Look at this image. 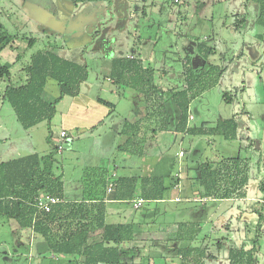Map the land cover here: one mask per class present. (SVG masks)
<instances>
[{
	"label": "rangeland",
	"instance_id": "obj_1",
	"mask_svg": "<svg viewBox=\"0 0 264 264\" xmlns=\"http://www.w3.org/2000/svg\"><path fill=\"white\" fill-rule=\"evenodd\" d=\"M46 1L0 0V22L10 33L17 34L12 44L0 46V61L13 63L11 82L20 84L25 78L22 68L29 62L30 55L48 48L54 42L61 55L87 65L88 78L81 87L91 102L89 104L87 98L77 100L74 96L65 95L58 103L57 111L50 122L49 143L46 138V121L29 130L22 127L9 102L2 98L8 81L1 79L0 161L32 152L41 155L48 153L61 140L59 133L65 128L68 136L62 142L63 149L55 155V172L63 175L65 196L75 198L96 194L108 176V181H112L121 175L149 174L148 167L157 157L160 159L164 156V160L171 164L169 169L173 172L169 175L159 173L165 175L164 184L171 187L166 190L164 199L157 202L145 201L138 208H135L132 201H118L113 205L118 206L117 211L120 209L121 213L114 209L116 216L112 215V219L109 217V222L138 220L144 224L143 232L129 243L140 250L137 259L139 263L180 264V259L172 257L171 254L168 259L147 260L146 255L152 249V238L165 237V226L168 222L202 218V210L197 215L195 212L206 203L204 208L207 212L203 221L206 220V223L200 238L206 239L205 245L212 253L218 255L221 252L220 257H226L228 246L224 242L223 245L219 243L217 240L220 238L213 236L214 238L209 239L214 235L211 221L219 216L221 210H214L215 205L210 200L195 201L198 195L190 191L192 184L185 178V171L180 173L182 186L179 184L173 188L171 184L179 181L174 175L179 170V165L187 164L191 168L197 161L240 155L246 157L249 163L252 177V184L249 186L251 205L255 206V199L264 196L259 190V183L264 180V42L256 36L264 33V26L255 22L257 18L252 13L255 11L253 7H249L251 4H248L251 14L247 16L246 25L240 24L238 30H233L231 25L237 14L244 12L245 0H87L84 3L82 0H75L76 8L75 5L71 6V1L63 3L61 0H49L53 5L54 1L62 12H65L66 7L75 8L64 18L69 19L67 27L59 26L51 30L40 20L31 17L34 16L33 8ZM127 3L129 7L126 10ZM142 6L145 7L144 14L141 11ZM73 23L78 24L73 29L74 32L69 27ZM32 37L36 40L30 47L27 43ZM155 41L157 44L154 46ZM197 43L215 47L216 53L209 57V61L220 65V68L223 65L227 67L224 70L219 69L222 71L220 75L215 71L203 75V86H206L200 87L197 95L190 101L189 125L200 126L205 123L206 126H213L218 118L236 114L241 130L232 139L219 134L191 135L173 132L172 129L166 132L156 130V135L153 136L152 129L159 127L158 120L154 115L143 119L146 117L143 100H136L139 105L135 109L132 107L135 91L126 86L119 87L108 79L110 60L113 56L129 52L128 57H139L149 67L153 65L157 69H166L167 75L163 78L157 70L153 75L154 83L167 91V82L179 84L183 75L181 71L186 69L180 56L188 53L193 57L194 65L199 62V53L195 51ZM219 57L224 60L220 61ZM201 58L203 59L202 56ZM115 90L120 95V100L115 104L114 110L107 111L106 106L96 101L97 97L107 96ZM175 90L177 89L172 92ZM223 92L231 96V102L222 98ZM58 95L56 82L49 80L43 97L51 100ZM153 96L143 102L148 112L156 105ZM81 107V112L88 113L86 117L77 113ZM171 107L174 108V105ZM138 110H143L141 115ZM143 113L145 116H142ZM103 115V122L98 124L96 130L92 129ZM138 117L143 119L139 132L127 126L122 129L121 126L126 120L137 122ZM76 122L81 126H76ZM122 130L132 138V134L138 133L139 139L126 144L131 145L132 149L135 148V152L127 153L118 149L121 135L119 132ZM180 150L184 151V155H178ZM114 168L117 173H107ZM127 170L133 173H127ZM239 205L242 206L243 201L237 199L232 202L224 201L221 206L225 210L227 207L236 208ZM229 217L231 216L225 213L218 219L224 222ZM17 224L14 219L6 221L0 217V264H66L65 259H60L48 249L41 253V247L37 244L41 236L36 233L31 235L30 230ZM242 229L243 227L240 233H243ZM216 233L226 234L220 227ZM256 233L257 228L251 221L250 236L254 237ZM257 238L259 247L255 257L257 264H264V233ZM201 241L203 240L199 242Z\"/></svg>",
	"mask_w": 264,
	"mask_h": 264
},
{
	"label": "trees",
	"instance_id": "obj_2",
	"mask_svg": "<svg viewBox=\"0 0 264 264\" xmlns=\"http://www.w3.org/2000/svg\"><path fill=\"white\" fill-rule=\"evenodd\" d=\"M245 2L244 12L237 14L231 28L238 30L240 24L246 25L247 16L251 14L248 8L251 6L255 10L252 12L257 18L255 22L264 26V0H245ZM248 4L251 5L248 7ZM263 35L264 33L261 32L256 36L264 42ZM16 37L17 34L10 33L0 22L1 47L12 44ZM35 40L33 37L29 38L27 45L31 47ZM156 44L157 41L154 46ZM56 48L50 45L30 55L29 62L22 68L25 78L20 84L11 82L13 63L0 61V80L8 81L2 98L9 102L17 120L25 130L46 121L48 125L46 138L49 143H51L49 125L57 111L58 103L65 95L72 97L78 95L81 84L88 78L86 64L66 58ZM195 51L199 53L197 54L200 57L199 62L194 65L193 57L188 53L180 56V61L185 64L186 69L181 71L183 75L179 84L167 82L169 85L167 91L154 83L153 75L157 70L163 78L167 75L166 69L149 67L142 59L133 55L113 56L110 60L109 78L114 84L136 89L147 99L154 94L155 108L147 111L146 117L143 118L149 115L156 117L159 127L152 129L154 132L172 129L173 132L179 131L191 135L219 134L225 138H235L240 132L236 114L229 118H218L213 126H206L205 123L200 126H190L188 123L190 101L203 86V75L214 71L220 75L222 71L219 69L224 70L227 67L221 65L220 68V65L209 61V57H213L216 53L215 47L197 43ZM219 59L224 60L222 57ZM49 80H54L59 88V95L51 100L43 97ZM205 86L206 84L203 87ZM173 89L177 90L172 92ZM222 98L226 102L232 101L231 96L226 92H223ZM97 101L113 107L112 103L104 99L98 98ZM173 105L174 108L171 107ZM143 119H137L134 123L136 126L127 122V127L137 132L141 129ZM131 138L132 136H129L128 139ZM56 153L54 145L46 154L32 152L0 161V217L6 221L14 219L20 227L31 228L41 234L49 252L65 259L66 264H141L137 261L140 250L129 243L143 232L144 224L138 220L107 222L104 200L107 198L131 201L135 198H143L147 202H157L164 199L166 190L171 187L164 184L165 175L159 173L169 175L171 164L169 165L164 160L165 157L161 156L158 174L155 170L156 172L141 176H119L113 179L114 189L111 192H107L109 178H106L96 194L70 199L65 196L62 173L55 172ZM171 162L173 164V159ZM179 166V172H186L185 178L191 181V187L197 192L198 198L195 201L210 197L244 198L247 194V185L251 176L246 157L239 155L224 157L216 163L205 160L197 165L193 173H189L191 169L187 164ZM171 186H174L173 182ZM259 189L264 193V180L259 183ZM41 193L56 196L60 201L52 206L51 211L39 210L35 205V199ZM255 210L258 218L254 224L258 231L264 220V201ZM249 225H246L249 227L246 232L251 227V224ZM165 227V237L152 238V249L146 255L147 260L150 258L164 260L171 254L172 257L180 259V264H205L207 258H216L213 255L215 253L203 244L205 238H200L203 229L198 221L174 220L168 222ZM257 236L259 237V232L250 239L244 234L239 247L228 248L227 264H257L255 257L259 247ZM200 240L203 241L199 242Z\"/></svg>",
	"mask_w": 264,
	"mask_h": 264
},
{
	"label": "crops",
	"instance_id": "obj_3",
	"mask_svg": "<svg viewBox=\"0 0 264 264\" xmlns=\"http://www.w3.org/2000/svg\"><path fill=\"white\" fill-rule=\"evenodd\" d=\"M34 9V10H33ZM32 10V12L34 13V16H31L32 18H34V20H40V22L41 23H43V24H45V25H47L48 26V28L49 29H56V28H58L59 26H60V20H63L64 18H65V16H67L66 14H61L60 16H58V17H56V16H50L51 14H50V12H47V11H45V10H43L42 8H38V7H34ZM38 13V15L40 16H38V15H36ZM39 17V18H38ZM54 46L56 45L54 42L52 43ZM51 44V45H52ZM129 52H126V53H124V55H127ZM64 55V54H63ZM65 56V55H64ZM151 67H154L153 65L151 66ZM111 82H112V79H110V78H108ZM84 83V82H83ZM82 83V84H83ZM114 83V82H113ZM81 84V85H82ZM117 86H119V85H117ZM120 87V86H119ZM128 88H131V87H128ZM133 91H135V93H133L134 95H133V106L132 107H135V109H136V107L139 105V103L138 102H136V100H143V102L147 99V98H145L144 97V95L143 94H141L140 92H138V91H136V89H134V88H131ZM104 91V90H103ZM104 93H107L106 91H104ZM75 97V99H80V98H87V100H88V103L89 102H91L90 101V98L87 96V94L84 92V91H82V87L80 86V92H79V94L78 95H76V96H74ZM154 97V96H153ZM97 98H101V99H104L105 101H108V102H110V103H112L113 104V107L111 108V107H109V106H106V105H104V106H106V109H107V111H110L111 109L112 110H114L115 109V104L117 103V102H119V100H120V95L118 94L117 95V90H115V91H111L110 92V94H107V96H98ZM96 98V99H97ZM85 100V99H84ZM86 101V100H85ZM97 101V100H96ZM87 102V101H86ZM142 102V104H143V110H144V113H146L147 111H146V109L145 108H147L146 107V105H144L145 103H143ZM90 104V103H89ZM77 110V109H76ZM81 110H82V107L81 108H79V110H77V113L78 114H80V113H82L83 114V116L82 117H86L87 115H88V113H83V112H81ZM143 110H138V114H140L141 115V113H142V111ZM106 111V112H107ZM106 112L104 113V115L106 114ZM143 113V115L142 116H145V114ZM89 114H91V112L89 113ZM104 115L101 117V118H99L97 121V123H96V125L94 126V128H92V129H94V130H96V128H97V126H98V124H101L102 122H103V119L105 118L104 117ZM234 115V114H233ZM232 116V115H231ZM230 116V117H231ZM141 117H138L137 119H140ZM221 118H224V117H221ZM226 118H229V117H226ZM136 119V120H137ZM130 123V124H134L135 123V121H132V122H129V121H125V123H123L122 124V129H123V126H127V124L128 123ZM75 125L77 126V125H80L81 126V124H79V123H75ZM135 126H136V124H134ZM75 126V127H76ZM91 127L93 126V124L92 125H90ZM89 126V127H90ZM124 127V128H125ZM109 128V127H108ZM63 129H65V128H63ZM120 130H121V128H119ZM112 130H114V127H113V129ZM239 130H241V128L239 129ZM140 131V130H139ZM138 131V132H139ZM163 132H166V131H163ZM68 133V132H67ZM119 133H121V135H120V138H119V140H120V144H118V149H120V150H122V151H124L125 150V152H135V150L134 149H132V148H130V146H128V145H126L127 143H129V142H131V141H135V140H137V139H139V135H138V133H136V134H134L133 136L135 137H133V138H131V139H128L129 138V134L127 133V132H123V130H122V132L120 131ZM156 131L155 132H153V136H155L156 134ZM137 152H140V151H137ZM176 155V154H175ZM240 156V155H239ZM230 157H232V156H230ZM222 158H224V157H221V158H215V159H212V161H214V162H218L219 160H221ZM159 157H157V159L155 160V162L152 164V165H150L148 168V172L147 173H152V172H154L155 170H157V172L159 171V169H160V162H159ZM208 161L210 160V159H207ZM201 162H203V161H201ZM201 162H199V161H197L196 162V165H191V170H189V173H193L194 172V170H195V168L197 167V165H199V163H201ZM194 166V167H193ZM114 167H116V166H114ZM128 166L125 164V168H127ZM189 167V166H188ZM109 172H107V173H117L116 172V170H115V168L114 169H110V170H108ZM180 170H178L177 172L179 173V175L177 176V177H181L182 176V174H180L181 172H179ZM177 172H174V173H177ZM127 173H133V172H129V170H127ZM171 173H173V172H171ZM186 173V172H185ZM188 173V172H187ZM175 175V174H174ZM122 176V175H121ZM124 176H136V175H124ZM139 176H141V175H139ZM250 176H251V173H250ZM110 176H108L107 178H109ZM251 178L252 177H250V180H249V182H248V185H247V194H246V196L244 197V198H235V197H230V198H222V199H219V198H214V197H210V198H207V199H203V200H210L211 202H213V204L215 205V208H214V210L216 209V210H221V212H220V214H219V216L218 217H220V215H222V214H225V213H227V214H229V216H231V217H229L226 221H224L223 222V220H221L220 218L218 219V217L215 219V220H213V221H211V224H212V229L213 230H211V231H213L214 232V235H212V236H210L209 237V239H211L213 236L215 237V238H220V240H217V241H219V243H221L222 245H223V242H224V244H226V246H228V248H230V247H239L240 245H241V241H242V237H244V234H247V238H252L251 236H250V233H251V227H250V229L248 230V232H246V230H247V228H249V227H246V225H248V226H250L249 224H251V221L253 222V225H254V227H255V225L256 224H254L255 222H256V220H257V218H258V214L256 213V208H258V206H259V204L261 203V202H263L264 201V196H262V197H259V198H257V199H255L256 200V202H257V204L255 205V206H252L251 205V195H249V186L252 184V182H251ZM189 181V180H188ZM176 184H181V186H182V180L181 179H179V181L177 182V183H174V186H173V188H176V187H178L179 185H177L176 186ZM191 189H190V191L191 192H195V193H197L196 191H194V188H192V187H190ZM196 189V188H195ZM251 190V189H250ZM260 190V189H259ZM261 191V190H260ZM263 193V192H262ZM189 197V196H188ZM67 198V197H66ZM75 198H80V197H75ZM70 199H73V198H70ZM242 200L243 201V205L242 206H236V208H234L233 206H230V207H227V209H222L223 207L221 206L222 205V203L224 202V201H228V202H232V201H236V200ZM175 200H177V197L175 198ZM118 201H120V200H109V199H105L104 200V203H105V218H106V221L107 222H109V217L111 218L112 217V215H115L114 214V209H115V211L116 212H118L117 211V208H119L118 206L117 207H114L115 205H113L114 203H117ZM205 205H206V203H204ZM204 204L202 205V209H199V211H197V212H195V214L197 215V213H199L201 210V215H202V218H199V219H194L195 221H198L199 222V225H200V227H201V229H203V227H204V224L206 223V220H205V222H203L204 221V219H205V217H204V215H205V213L207 212L206 211V209L204 208ZM114 207V208H113ZM226 211V212H225ZM119 214L121 213V211H120V209H119V212H118ZM116 216V215H115ZM204 217V218H203ZM112 219V218H111ZM11 220H13V219H11ZM10 221V220H9ZM124 221V220H123ZM117 222H120V221H117ZM18 226H19V224H17ZM219 227L226 233L225 235H218V233H216V231L219 229ZM243 227V233H240L239 231L241 230V228ZM22 228V227H21ZM25 229H27V230H30V234L32 235V233H36V234H39V233H37V232H34L31 228H25ZM26 231V230H25ZM257 232H259V234H262V233H264V220L261 222V225H260V228H259V230L257 231ZM41 237H40V239H38L37 240V244L41 247V253L42 252H44L45 250L47 251V245H46V242H45V239H44V237L41 235V234H39ZM213 237V238H214ZM224 237H226V238H224ZM32 239V238H31ZM33 240V239H32ZM206 240V239H205ZM35 241V240H34ZM210 241H212V240H210ZM216 241V242H217ZM208 241H206V243H207ZM204 244H205V241L203 242ZM232 244V245H231ZM224 249V248H223ZM258 250V249H257ZM221 253V252H220ZM220 253H218V255H216V254H213V255H215L214 257H216L215 259H212V258H207L206 259V264H211V263H213V262H215V264H227V259H226V257L224 256V257H220ZM225 254H226V252H225ZM186 264H190V263H186Z\"/></svg>",
	"mask_w": 264,
	"mask_h": 264
},
{
	"label": "built area",
	"instance_id": "obj_4",
	"mask_svg": "<svg viewBox=\"0 0 264 264\" xmlns=\"http://www.w3.org/2000/svg\"><path fill=\"white\" fill-rule=\"evenodd\" d=\"M59 134H60L59 136H60L61 140L57 144H55L56 152H60L63 149L62 142L68 135V133L65 129H61ZM183 152H184L183 150H180L178 152V155L179 156L184 155ZM178 175H179L178 172L175 173V176H178ZM177 185H179V184H176V186ZM113 186H114V180L108 181L107 192H111L113 190ZM59 201H60V199L56 196H50L48 194H42L41 193L40 195H38L36 197L35 205H36L37 209L48 212V211H51L52 206L54 204L58 203ZM131 201L133 202V205L135 206V208H138L145 202V199L135 198V199H132Z\"/></svg>",
	"mask_w": 264,
	"mask_h": 264
},
{
	"label": "flooded vegetation",
	"instance_id": "obj_5",
	"mask_svg": "<svg viewBox=\"0 0 264 264\" xmlns=\"http://www.w3.org/2000/svg\"><path fill=\"white\" fill-rule=\"evenodd\" d=\"M63 1H66V2H68V1H71V6H73V5H75V8L77 7V2L75 1V0H61V2H63ZM83 1V3H84V1H87V0H82ZM102 1V0H101ZM108 2H111V1H118V0H107ZM53 3H54V5L52 4V1H49V0H47L46 2H41L40 4H39V6L38 7H40V8H42L43 10H45V11H47V12H50V14L51 15H53V16H56V17H58V16H60L61 14H66V15H70L71 14V11H72V9L74 10L75 8L74 7H71L70 5V7H71V9L70 8H67L66 7V9H65V12H62L61 11V8L53 1ZM64 3V2H63ZM129 3H127V5H126V10L128 9V7H129V5H128ZM118 8V11H119V7H117ZM141 11H142V13L144 14V12H145V7L144 6H142L141 7ZM90 12H92L91 10H90ZM89 12V13H90ZM95 15V14H94ZM100 16V15H99ZM94 16H93V14H92V16H91V18H93ZM69 20V19H68ZM68 20L66 19V20H60V21H65V23H66V27L68 26L67 24H68ZM74 24V23H73ZM78 26V24L77 25H70L69 27H70V29H72V28H75V27H77ZM95 31V30H94ZM72 32H74L73 30H72ZM75 32H78V31H75Z\"/></svg>",
	"mask_w": 264,
	"mask_h": 264
},
{
	"label": "water",
	"instance_id": "obj_6",
	"mask_svg": "<svg viewBox=\"0 0 264 264\" xmlns=\"http://www.w3.org/2000/svg\"><path fill=\"white\" fill-rule=\"evenodd\" d=\"M50 16H52L53 17V15H50ZM60 27L61 28H65L66 27V23H65V21H60ZM76 28V27H75ZM75 28H72V29H70V30H73V29H75ZM102 38V37H101Z\"/></svg>",
	"mask_w": 264,
	"mask_h": 264
}]
</instances>
